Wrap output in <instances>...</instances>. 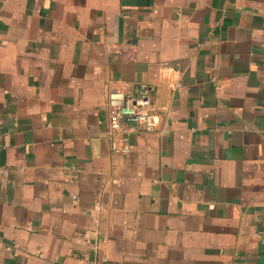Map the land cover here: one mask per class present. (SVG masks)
Wrapping results in <instances>:
<instances>
[{
  "label": "crops",
  "instance_id": "obj_1",
  "mask_svg": "<svg viewBox=\"0 0 264 264\" xmlns=\"http://www.w3.org/2000/svg\"><path fill=\"white\" fill-rule=\"evenodd\" d=\"M0 264H264V0H0Z\"/></svg>",
  "mask_w": 264,
  "mask_h": 264
},
{
  "label": "built area",
  "instance_id": "obj_2",
  "mask_svg": "<svg viewBox=\"0 0 264 264\" xmlns=\"http://www.w3.org/2000/svg\"><path fill=\"white\" fill-rule=\"evenodd\" d=\"M148 89L143 86V92ZM106 104L109 108L106 134L113 153L128 154L129 136L138 131H151L153 128L152 111L141 96L133 98L118 88L108 89Z\"/></svg>",
  "mask_w": 264,
  "mask_h": 264
}]
</instances>
